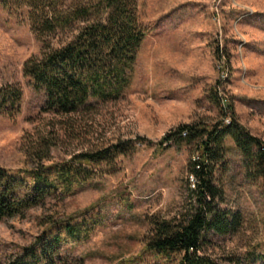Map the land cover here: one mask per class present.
<instances>
[{
  "label": "rangeland",
  "instance_id": "1",
  "mask_svg": "<svg viewBox=\"0 0 264 264\" xmlns=\"http://www.w3.org/2000/svg\"><path fill=\"white\" fill-rule=\"evenodd\" d=\"M137 6L145 38L129 85L115 99H90L63 115L45 109V92L23 72L28 59L42 55L41 41L16 0H0V89L21 91L18 115L0 113V168L18 175L36 167L35 147L44 137L53 141L46 165L113 143L137 145L114 168L95 167L72 190L0 219V261L49 230L63 237L54 264H177L178 253L155 255L146 240L153 219L178 221L197 208L191 162L207 134L165 149L155 143L183 125L211 129L221 120L218 101L231 106L236 125L264 141V0H137ZM218 143L225 158L214 173L217 208L238 215L239 224L226 235L210 234L206 252L219 264H264V177L246 169L231 137ZM66 225L79 234L68 235Z\"/></svg>",
  "mask_w": 264,
  "mask_h": 264
},
{
  "label": "trees",
  "instance_id": "2",
  "mask_svg": "<svg viewBox=\"0 0 264 264\" xmlns=\"http://www.w3.org/2000/svg\"><path fill=\"white\" fill-rule=\"evenodd\" d=\"M16 4L43 46L42 55L28 59L23 72L36 90L45 92L46 110L71 114L90 99L107 101L122 94L145 38L137 0H16ZM20 101L17 86L0 89L1 114L15 118ZM218 105L221 120L211 129L200 124L183 125L155 143L156 148L165 149L170 142L197 140L207 134L198 159L191 162L197 208L178 221L153 219L146 240V248L155 255L178 253L177 264H219L206 252L209 235H226L239 224L238 215L217 208L221 189L214 173L225 158L219 138L231 137L246 169L253 167L254 173L264 177V141L235 124L229 104L218 101ZM212 142L217 143V149L207 146ZM52 146V139L44 137L35 147L40 155L37 166L18 175L0 168V219L24 215L49 196L72 190L95 167L114 168L119 157L131 155L137 148L131 141L118 142L81 151L70 162L46 165L44 160L49 159ZM65 230L71 237L79 234L72 225H66ZM62 240L61 233L45 230L32 246L0 264H54Z\"/></svg>",
  "mask_w": 264,
  "mask_h": 264
},
{
  "label": "built area",
  "instance_id": "3",
  "mask_svg": "<svg viewBox=\"0 0 264 264\" xmlns=\"http://www.w3.org/2000/svg\"><path fill=\"white\" fill-rule=\"evenodd\" d=\"M225 123H229V119H225Z\"/></svg>",
  "mask_w": 264,
  "mask_h": 264
}]
</instances>
